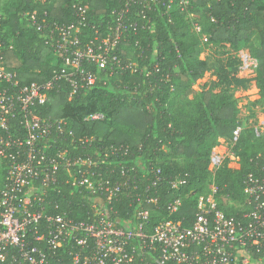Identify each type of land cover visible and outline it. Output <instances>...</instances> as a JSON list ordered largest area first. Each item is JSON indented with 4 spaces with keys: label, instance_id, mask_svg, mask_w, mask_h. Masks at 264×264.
<instances>
[{
    "label": "trees",
    "instance_id": "trees-1",
    "mask_svg": "<svg viewBox=\"0 0 264 264\" xmlns=\"http://www.w3.org/2000/svg\"><path fill=\"white\" fill-rule=\"evenodd\" d=\"M120 2L5 0L0 3L4 64L24 83L42 82L56 67L53 50L30 23L27 12L36 10L49 21L70 22L75 19L74 6L89 3L90 17L99 23L111 18V10ZM193 12L198 14L195 19L189 17ZM148 13L154 27L130 34L122 57L136 60L141 68H151L156 44L160 66L170 75L169 80H161L159 74L147 77L145 71H97L99 77L93 87L73 99L68 98L67 88L52 91L49 105L42 109L44 115L64 118V129L75 135V141L68 138L56 146L65 147L71 155L90 157L103 178L122 184L120 195L109 201L99 193L79 190L62 173L57 189L50 191L48 208L84 220L93 212L95 199L102 198L122 226L135 221L140 209H147V232L167 219L191 227L198 198L207 195L214 183L219 208L229 216L242 218L254 208L244 191L245 179L249 174H264V132L257 136L255 125L246 130L242 127L235 142L240 150L239 166L223 162L214 174L210 171L211 152L219 139L232 141L234 129L243 126L234 95L238 88H247L250 80L238 76L237 56L200 58L201 37L214 45L230 44L237 51L247 48L258 60L254 80L264 100V0H191L184 9L175 0L170 10L172 21L162 12ZM193 23L200 26L199 31H191ZM100 28L103 33L107 27ZM93 33L89 28L88 34ZM137 39L141 48L135 46ZM210 70L216 74L214 85L219 89L196 92L193 84ZM93 113H102L103 118H85ZM157 170L161 181L155 185ZM6 173L7 163L0 161V186ZM176 180L182 182L174 185ZM148 196L156 201L148 202ZM176 198H181V205L171 212L170 203ZM55 204H59L57 209ZM251 254L255 258L264 256L255 250ZM49 258V264H73L67 245Z\"/></svg>",
    "mask_w": 264,
    "mask_h": 264
},
{
    "label": "built area",
    "instance_id": "built-area-1",
    "mask_svg": "<svg viewBox=\"0 0 264 264\" xmlns=\"http://www.w3.org/2000/svg\"><path fill=\"white\" fill-rule=\"evenodd\" d=\"M119 1L120 6L111 10V18L99 23L91 19L89 3L76 4L75 19L70 22L49 21L36 10L26 13L56 58L51 76L42 82H22L16 71L6 67L0 53V161L7 163L0 186V264H49V256L65 245L73 264H264V256L255 258L251 254L255 250L264 255V174H249L245 179L244 191L254 208L242 218L229 216L219 208L218 188L212 183L211 191L198 198L191 227L167 219L147 232V209H140L135 221L122 226L102 198L95 199L93 212L84 220L48 208L50 191L57 189L62 173L75 188L99 193L109 201L122 190L121 183L106 180L94 169L96 164L90 157L71 155L65 147L56 146L68 138L75 141V135L64 129V118L43 114L51 92L67 88L68 98L73 99L96 84L97 71L113 74L115 69L145 71L147 77L159 74L161 80H169L170 75L160 66L157 48L152 52L151 68H141L136 60H124L122 50L130 34L154 27L148 12H162L172 21L170 10L175 0ZM190 2L178 0L183 9ZM3 18L0 9V36ZM100 27L107 28L102 33ZM196 27L200 30L199 25ZM89 28L94 30L93 35L88 34ZM135 46L141 48L139 39ZM239 58V71L258 66L249 51L242 50ZM85 118L100 119L103 114ZM254 128L257 136L264 132V125ZM241 131L242 126L234 129V143ZM216 147L210 157L213 174L225 159L224 152ZM159 172L155 185L161 181ZM181 182L176 180L174 185ZM147 201L156 199L148 196ZM180 205L181 198L174 199L171 212Z\"/></svg>",
    "mask_w": 264,
    "mask_h": 264
},
{
    "label": "rangeland",
    "instance_id": "rangeland-1",
    "mask_svg": "<svg viewBox=\"0 0 264 264\" xmlns=\"http://www.w3.org/2000/svg\"><path fill=\"white\" fill-rule=\"evenodd\" d=\"M44 1V0H43ZM5 2V0H0V3ZM189 17L195 19L198 17L196 12L190 13ZM197 24L193 23L191 31L198 30L196 27ZM202 41V51L200 54V58L204 59L206 57L212 58H222L227 59L229 57L241 55V51L244 50L248 52L247 48L241 50H234L230 44H221V45H214L207 41L206 37H201ZM259 38H255V42L259 44ZM154 44L153 48H157ZM251 54V53H250ZM250 62H248V65ZM238 76L241 78L249 79V85L247 88H238L235 91V98L237 100L238 106V117L243 122V129L246 130L251 126L256 124L264 125V100L260 95L259 88L257 87L256 81L254 77L256 76V67L254 65H249L238 72ZM216 80V74L213 70L207 71L204 76L199 79L197 82L193 84V87L196 92H200L203 89L213 88L215 91L219 89L214 85V81ZM215 86V87H214ZM190 98L193 97L191 94ZM217 150L219 152H224L225 159L224 162L229 164L230 166L238 167L239 161V152L240 150L235 146L234 141L226 140L224 138H220ZM212 184L210 185V187ZM249 264H256L254 261H250Z\"/></svg>",
    "mask_w": 264,
    "mask_h": 264
}]
</instances>
